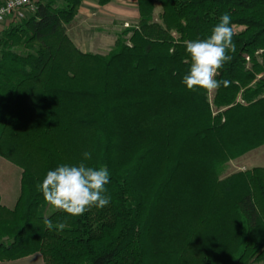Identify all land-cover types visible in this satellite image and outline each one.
<instances>
[{"label":"trees","instance_id":"16d2710c","mask_svg":"<svg viewBox=\"0 0 264 264\" xmlns=\"http://www.w3.org/2000/svg\"><path fill=\"white\" fill-rule=\"evenodd\" d=\"M135 1L137 23L105 55L67 36L81 0H35L0 31V158L21 171L13 209L0 205V263H264V168L220 178L264 146V0ZM224 13L236 50L210 102L182 83L183 42ZM81 162L108 169L111 202L45 216L37 183Z\"/></svg>","mask_w":264,"mask_h":264},{"label":"clouds","instance_id":"9594fccd","mask_svg":"<svg viewBox=\"0 0 264 264\" xmlns=\"http://www.w3.org/2000/svg\"><path fill=\"white\" fill-rule=\"evenodd\" d=\"M231 16L224 13L211 30L208 38L203 40H185L183 42L190 57L185 63H190L189 70L182 78V83L188 90L204 89L213 92L223 85L228 87L227 80L218 81L216 76L226 62L232 60L229 52H235ZM92 154L84 152V160ZM110 174L106 167H88L81 162L79 165L62 164L54 170H49L36 187L43 199L55 209L70 216H81L95 207L102 209L109 205L111 197L106 195L105 185L109 183ZM44 224L51 229L52 221L44 219ZM57 230H63L65 223H59Z\"/></svg>","mask_w":264,"mask_h":264},{"label":"rangeland","instance_id":"374dc122","mask_svg":"<svg viewBox=\"0 0 264 264\" xmlns=\"http://www.w3.org/2000/svg\"><path fill=\"white\" fill-rule=\"evenodd\" d=\"M89 2H96V0H89ZM115 9L120 11V9H124V12L127 14L122 15L119 13L114 18L113 25L107 24V20H96L90 22H78L74 20L71 22L69 26H67V36L72 41V43L77 44V40H81L85 45L82 50L86 53L90 54H100L105 55L110 50H112L113 46H110L111 43H114L116 38L122 34V32L135 25L137 22L134 20V17L131 14L133 11L131 9V3L125 2V5L114 2ZM160 13V9L156 6L153 17L155 20L158 19V15ZM79 25V28H77ZM71 29H73L71 31ZM109 40V42L107 41ZM110 44V45H109ZM213 96V92L208 93L209 101L211 102ZM254 167L264 168V146L251 151L250 153L234 160L229 163L222 171L220 178H224L230 176L234 173L244 172L252 170ZM20 170L13 166L12 164L0 159V193L5 194L3 192V188L10 191V195L17 192V189H20L19 184ZM3 206H6L4 204ZM54 207L48 205L45 209L44 215L48 216L50 213L55 211ZM17 264H42V259L40 255L36 254L33 256H29L23 259L18 260Z\"/></svg>","mask_w":264,"mask_h":264},{"label":"crops","instance_id":"0c3cea01","mask_svg":"<svg viewBox=\"0 0 264 264\" xmlns=\"http://www.w3.org/2000/svg\"><path fill=\"white\" fill-rule=\"evenodd\" d=\"M6 1L7 0H0V5L4 4ZM114 2L120 3L122 5H125V2L131 3L130 7L133 11L131 14H133L132 16L134 17V20H136V22H137L138 13L136 10V1L135 0H112L109 4H107L106 6H103V7H100L98 5V0H96V2H89V0H81V5L78 9V13L75 16L74 20H77L80 23V22H90V21L96 20V18H98L99 20H103V21L107 20V22L106 21H104V22H106L107 24H110L112 26L115 16H117L119 13L121 14V16L127 14V12H124V9H120V11H118L119 9L116 10L115 6H114ZM8 25H9V22H6L4 25H2L0 27V31L4 30ZM77 28H79V25ZM72 30L73 29H71V31ZM107 41L109 42L108 39H107ZM76 43L77 44H75V42H74L75 47L79 51L86 53L85 51L82 50V47L84 48L85 44L80 39L77 40ZM113 45H114V43H111L110 46H113ZM96 54H98V53H96ZM254 168H261V167H254ZM20 175H21V171H20ZM19 184H20V177H19ZM19 191H20V189H17V192H19ZM3 192H5L4 195L0 193V205L2 207H5L6 209H9V210L13 209V207H14L17 199H18L19 193H17V194L15 193V195H13V194L10 195V191L6 190L5 188H3ZM4 204H6V206H3ZM17 262L18 261L14 262V264H17ZM0 264H3V263H0Z\"/></svg>","mask_w":264,"mask_h":264},{"label":"built area","instance_id":"2783aa9c","mask_svg":"<svg viewBox=\"0 0 264 264\" xmlns=\"http://www.w3.org/2000/svg\"><path fill=\"white\" fill-rule=\"evenodd\" d=\"M35 0H7L0 5V27L6 22L22 21L33 11Z\"/></svg>","mask_w":264,"mask_h":264}]
</instances>
